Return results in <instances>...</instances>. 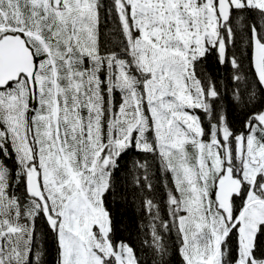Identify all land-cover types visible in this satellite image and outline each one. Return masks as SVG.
Masks as SVG:
<instances>
[{
    "label": "snow or ice",
    "instance_id": "1",
    "mask_svg": "<svg viewBox=\"0 0 264 264\" xmlns=\"http://www.w3.org/2000/svg\"><path fill=\"white\" fill-rule=\"evenodd\" d=\"M0 264H264V0H0Z\"/></svg>",
    "mask_w": 264,
    "mask_h": 264
}]
</instances>
